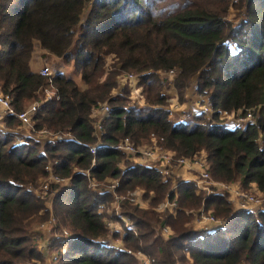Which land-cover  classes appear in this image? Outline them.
<instances>
[{"label":"trees","instance_id":"16d2710c","mask_svg":"<svg viewBox=\"0 0 264 264\" xmlns=\"http://www.w3.org/2000/svg\"><path fill=\"white\" fill-rule=\"evenodd\" d=\"M232 1L0 0L1 92L22 112L53 89L55 96L40 107L34 128L73 138L44 146L34 139L16 144L13 135L0 131V264L44 259L33 230L50 211L30 189L47 177L50 163L56 175L70 179L56 195L52 213L57 229L68 227L73 237L54 264H137L133 255L103 243L107 220H120L102 211L112 205L113 195L94 191L89 178L74 168L89 170L102 184L119 179L120 195L137 189L152 193L154 206L161 205L169 184L139 166L122 170L124 155L114 149L90 153L96 143L92 110L104 103L112 107L103 122L107 146L126 138L146 145L155 135L179 156L205 152L214 180L243 189L256 186L264 193V0ZM231 4L245 16L238 25L228 19ZM108 57L115 70L102 82ZM46 59L54 65L52 84L39 74ZM172 70L180 71V95L196 79L197 93L213 107L211 123L203 115L179 124L170 121L168 98L161 95L169 83L159 73ZM132 73L140 76L144 108L127 109L123 98L113 99L118 78ZM254 108H260V116L245 129L213 123L221 113ZM6 125L18 127L19 121L12 117ZM196 191L192 183L180 187L183 210L176 218L123 201L121 215L136 228L127 229L125 248L146 252L152 264H264V214L234 212L226 197L203 201ZM200 207L227 219L225 227L213 233L197 230L193 210ZM162 226L174 235L163 238Z\"/></svg>","mask_w":264,"mask_h":264},{"label":"built area","instance_id":"2783aa9c","mask_svg":"<svg viewBox=\"0 0 264 264\" xmlns=\"http://www.w3.org/2000/svg\"><path fill=\"white\" fill-rule=\"evenodd\" d=\"M39 74L44 78H49L50 84H52L51 77L53 75V70L51 67L46 65L39 71ZM159 74L161 75V73ZM178 75H180V71L172 70L160 77L162 80L168 79L169 82H174ZM139 77L140 76L134 74H125L122 81L124 83L128 82L132 84L134 88L132 93L136 92L137 94L141 92V88L139 87ZM13 96L14 95H12V97ZM54 96L55 91H47L43 100L32 103L22 112H17L12 105V98L4 95L0 90V131L4 134L13 135L17 140L16 144H25L27 139H34L40 142L42 146L52 143V141H72L73 138L70 134H53L48 131L36 132L34 128V118L40 107L52 101ZM142 100V97L137 99L134 95H131V103L128 105L129 107H127V109L144 108L146 104ZM175 103H178V101H175ZM174 107L177 108L171 111L170 117L174 118L172 121L175 124L184 122L179 114L180 107L182 109V106L179 104ZM193 109L200 115L205 116L207 119H212V116L214 115L213 107L208 98L203 104L198 102L194 105ZM166 110L170 112L169 109ZM111 112L112 107L108 103H104L93 108L91 119L93 120V135L96 139V143L89 146L90 153L93 156H96L98 150L111 148L122 153L128 161L134 164L133 166H139L160 174L163 181L171 185L163 203V210L168 211L173 218H176L179 212L183 210L179 207L178 198L180 195V187L185 183H192L198 193L204 194V200L217 195L226 197L227 201L232 204L234 212H247L257 217L260 214H264V198L261 197L262 192L255 187L253 189L256 191L253 193L242 189L239 184L214 180L211 174L207 154L205 152L193 157L179 156L175 152L163 147V139L155 135L151 136L149 144L146 145H137L129 138H126L120 140L116 145L107 146L103 143V137L105 135L103 122L109 117ZM259 116L260 108H254L246 112H233L228 116L230 120L227 123H221L220 125L233 130L245 129L250 124H255ZM12 117L19 121L18 127H10L6 125L8 119ZM21 129H23L24 132H22ZM52 136H54V138H51ZM94 164L95 159L93 160V165ZM123 164L122 170H124V167L126 166L124 162ZM47 172L49 174V179L47 177L46 180H42L39 190H30L41 200H45V207L50 211V215L53 216L52 221L55 222L57 219L52 213L54 199L60 191V188L68 186L70 179L62 178L56 175L53 171V164L51 163L47 168ZM82 172L89 178L90 185L93 190L101 195L106 193H111L113 195L114 201L117 204V209L114 210L116 211L117 216L120 217V220L125 223V226H123L121 222L107 220L106 225L109 234L104 242H102L110 248L133 254L132 251L124 247L123 240L127 234V229L135 231L136 228L129 225L125 217L121 215L120 204L125 200L132 205H138L141 208H146V202L144 201L145 193L143 191L136 190L129 195H120L117 192L120 181H112V183L114 182L113 184L107 183L111 186L99 188L103 184L99 183L96 178L92 177L89 170ZM53 184L59 188L53 190L51 187ZM156 211L159 212L157 209ZM210 214L211 213L206 211L204 207H202V210H199L198 212L195 211L193 213L194 217L192 222L194 227L197 230H204L207 233H213L225 227L227 219L216 218ZM41 227L42 228L34 231L33 239L35 241L37 251L44 259L33 262L35 264H41L44 261H48V264H54L59 261L62 254L66 253L67 247L73 240L72 234L69 231H64L63 233L56 232L58 231L57 226L56 231H53L50 228L47 229L45 224ZM163 231L170 235L171 228L166 227ZM133 255L139 259L140 264H151L150 258L146 253L139 252Z\"/></svg>","mask_w":264,"mask_h":264},{"label":"rangeland","instance_id":"374dc122","mask_svg":"<svg viewBox=\"0 0 264 264\" xmlns=\"http://www.w3.org/2000/svg\"><path fill=\"white\" fill-rule=\"evenodd\" d=\"M173 2H176V1H179V0H172ZM238 0H233L232 2L234 3V2H237ZM232 7V4L230 5V7H229V10H228V14H229V16H228V19L234 24V25H238V22L239 21H242L243 19H245V16H243V15H241L240 14V10H238L237 11V9L236 8H231ZM106 65H105V72H106V74H105V76H103L102 78H101V81L103 82L104 81V79L106 78V75L107 74H110V73H112L114 70H115V68L113 67V64H114V59H113V57H108V58H106ZM53 61L52 60H50V59H46L45 61H42V65H43V67H45L46 65H48L49 67H51V69L54 71V65H53V63H52ZM33 67H34V69L35 70H38L39 69V67H37L36 65H33ZM42 69V68H41ZM40 69V70H41ZM39 70V71H40ZM117 70H120V67H118L117 66ZM67 73H70V72H68V70H67ZM132 74H134V75H137L136 73H132ZM162 75H165V73H161V77H162ZM125 75H122V76H120L119 78H118V85H119V87H118V89H116V90H114L113 92H112V96H113V99H116V98H118V97H120V98H123L125 101H126V107H129L128 105L131 103L130 102V97H131V95L133 96H135L137 99H140V97H142L143 98V102L144 103H147V101H146V97H144V95H142V92L143 91H141L140 93H137L136 94V92L135 93H132L133 91H134V88H133V85L132 84H130V83H124L123 81H122V78L124 77ZM139 76V75H138ZM179 76V75H178ZM177 78L178 77H176V79H175V81L174 82H169L168 81V79H165V82H167V83H169V85H167V84H164V86H163V89H162V91H161V95L162 96H165V97H167L168 99H167V104H166V106H165V108L166 109H169L170 110V112H169V114H171V111L172 110H175L177 107H174L175 105H181L182 106V109H181V107H180V116H181V118H182V121H184V122H188V121H191V120H193L194 118H196V117H199L200 116V114L197 112V111H195L193 108H194V105H196L198 102H200L201 104H203L204 103V101H207V96H201V95H199L198 93H197V91L195 90V86H196V80L195 79H193V81L191 82V84H190V87L188 88V90L186 91V93H184L183 95H180L179 94V91L177 90V87H176V81H177ZM77 79V81L78 82H80L81 81V79H80V77H77L76 78ZM1 89V88H0ZM139 89V88H138ZM47 91H54L53 89H50V88H48L47 90H46V92ZM132 93V94H131ZM140 96V97H139ZM183 99V100H182ZM209 99V98H208ZM182 100V101H181ZM175 101H178V103H175ZM229 115H231V114H228V113H221V114H219L218 116L219 117H217V119H216V121L215 122H213V123H215V124H221V123H227L229 120H230V118H228V116ZM205 120V122L207 123V124H209V123H211V121H212V119H207V118H205V116H202ZM223 118V119H222ZM169 119H170V121H172V119H174V118H171L170 117V115H169ZM173 122V121H172ZM21 131L22 132H24V130L23 129H21ZM51 138H54V136H52ZM30 140H33V139H27V141H26V143H28ZM15 143H17V140L15 139ZM52 143H55L54 141H52ZM40 150H42V147L40 148ZM123 162L126 164V165H129V166H132V165H134L132 162H130V161H128L127 159H126V157L124 156V159H123ZM121 165H122V163H121ZM124 165V164H123ZM73 172H82V171H80V169H77V168H74V171ZM83 173V172H82ZM47 177H48V179H49V174H47ZM47 177H45V178H43V180H46V178ZM115 181H119V179H116V180H114V182ZM113 182V183H114ZM107 182H105V184H103V185H101V187H99V188H105V187H108V186H111V185H109V184H106ZM112 183V184H113ZM41 184H42V181H40L39 183H38V187L37 188H34V187H32L31 189H34V190H39V187L41 186ZM102 184V183H101ZM240 185V184H239ZM53 186H55L54 184L53 185H51V187H53ZM241 186V185H240ZM64 187H66V186H64ZM170 187H171V185L169 184V189H168V191H167V194H168V192H169V190H170ZM256 188V186H253L252 188H249V189H245L244 188V190H246V191H249V192H255L256 190L255 189H253V188ZM63 188V187H62ZM241 188L243 189V187L241 186ZM61 189V188H60ZM93 189V188H92ZM137 190H140V189H137ZM95 191V190H94ZM136 191V190H135ZM140 191H143L144 193H145V197H144V201L146 202V208H141L140 206H138V205H133V206H135V207H137V208H139L140 210H143V211H152V210H154V211H156V209L157 210H159V212H157L156 211V213H158V214H163V212H164V210H163V203H164V201H165V198H166V196L164 197V200H163V202L161 203V205H156V206H154L153 205V201L156 199V197L157 196H155L154 194H152V193H150L149 195L147 194V192L145 191V190H140ZM196 193H197V195H199L200 197H202V200L204 201V194H202V193H198L197 191H196ZM262 195H261V197L262 198H264V193H261ZM127 195H129V194H127ZM56 198V197H55ZM43 200V199H42ZM44 202H45V200H43ZM54 201H55V199H54ZM125 201V200H124ZM178 201H179V207L180 208H182V206H181V204H180V195H179V198H178ZM123 202V201H122ZM54 203V202H53ZM121 205V204H120ZM232 205V204H231ZM197 208V207H196ZM233 208V207H232ZM117 209V204L115 203V201L114 202H112V205H106V208L104 209V210H102L103 212H107L108 213V216H110V215H112V216H114V215H116V217H117V213H116V211L115 210ZM183 209V208H182ZM199 210H202V207H200V208H198V209H195V210H193L194 212L196 211V212H198ZM101 211V210H100ZM193 212V213H194ZM211 212H213V213H211ZM210 213V215L211 216H214V217H216V218H220V219H224V217H217L216 216V214H215V212L212 210ZM120 213H121V210H120ZM196 214V213H195ZM125 217V219L128 221V224L129 225H132V226H134V224H133V222H132V220L130 219V218H127L126 216H124ZM52 218H53V216L52 215H46V220L45 221H43V222H41L40 224H38V225H36L35 227H34V230L33 231H35V230H37V229H39V228H42L41 226L43 225V224H45V227L48 229V228H50V229H52L53 231H56V226H57V221H55V222H53L52 221ZM109 220H111V221H115V222H121L122 223V225L123 226H125V223L124 222H122V220H118V219H113V217H111ZM167 226H162L160 229H159V233L162 235V237L163 238H165V239H168L170 236H172V235H174V231L172 230V228H171V232H170V235L169 234H167V233H165L164 231H163V229L164 228H166ZM193 227V226H192ZM58 231H56V232H58V233H63L64 231H69V232H71L70 231V229L68 228V227H63V226H60V225H58V229H57ZM194 230H196V229H194ZM201 231H204V230H201ZM124 245V244H123ZM70 246H68L67 247V250H68V248H69ZM125 247V246H124ZM67 250H66V252H67ZM141 252H143V251H141ZM132 253L133 254H137V253H139V252H133L132 251ZM143 253H146V252H143ZM133 254H131V255H133ZM134 256V255H133ZM135 257V260L137 261V264H140V262H139V259L136 257V256H134ZM150 261H152V258H150ZM35 262V261H34ZM31 263V264H35V263ZM188 262V264H191L189 261H187ZM41 264H48V261H44V262H42ZM52 264V263H51ZM151 264H152V262H151Z\"/></svg>","mask_w":264,"mask_h":264},{"label":"crops","instance_id":"0c3cea01","mask_svg":"<svg viewBox=\"0 0 264 264\" xmlns=\"http://www.w3.org/2000/svg\"><path fill=\"white\" fill-rule=\"evenodd\" d=\"M0 51H1V46H0Z\"/></svg>","mask_w":264,"mask_h":264}]
</instances>
